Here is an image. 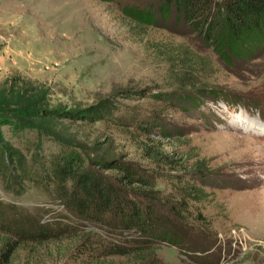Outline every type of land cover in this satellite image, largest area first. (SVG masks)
I'll use <instances>...</instances> for the list:
<instances>
[{"label": "rangeland", "instance_id": "1", "mask_svg": "<svg viewBox=\"0 0 264 264\" xmlns=\"http://www.w3.org/2000/svg\"><path fill=\"white\" fill-rule=\"evenodd\" d=\"M180 55L197 64L200 81L189 90L178 84ZM154 93L185 98L174 111L154 101ZM17 102L38 107V115L26 117ZM0 106V121L13 124H0V141L13 148L25 136L37 137L32 128L44 149L66 144L86 158L152 167L145 157L151 147L206 168V199L190 205L189 240L181 244L160 241L167 228L161 224L151 230L158 241L141 252L86 259L80 244L92 231L62 233L55 241L22 244L0 264H145L149 255L160 264H264V131L252 123L264 125V51L226 63L175 13L147 27L101 0H0ZM91 106L153 127L144 136L112 121L43 113ZM155 186L163 199L178 195L179 184L163 177ZM0 200L79 226L37 190L16 198L0 183ZM4 239L0 234V248Z\"/></svg>", "mask_w": 264, "mask_h": 264}, {"label": "trees", "instance_id": "2", "mask_svg": "<svg viewBox=\"0 0 264 264\" xmlns=\"http://www.w3.org/2000/svg\"><path fill=\"white\" fill-rule=\"evenodd\" d=\"M101 1L115 4L124 15L147 27L155 26L158 21L164 23L175 13L177 20L189 26L226 63L230 58L249 60L264 51V0H133L132 4L124 3L125 0ZM180 57L183 68L178 84L189 90L200 81L194 76L197 64L184 59L186 55ZM21 86L24 88L23 83ZM173 95L154 93L151 98L175 111L185 96L178 93L173 100ZM18 103L26 107V117L38 115V107ZM43 113L65 115L63 117L71 120L91 117L94 122L112 121L132 128L128 130L133 131L131 134L136 131L144 136L153 127L152 123L140 127L137 118L118 117L112 109L103 106L80 110L46 109ZM0 124L13 125L8 118ZM27 130L37 137L25 136L19 148L0 141L3 191L17 198L31 189L37 190L59 208V213H65L79 226L64 225L59 221L62 219H45L44 215L33 216L16 203L0 200V234L5 237L0 248V263L8 262L22 244L55 241L62 233L92 231L82 236L80 244L79 255L86 259L141 252V246L158 241L151 230L161 224L167 228L160 232V241L178 245L180 239L189 240L190 205L206 199L203 189L206 168L202 163L189 164L181 155H166L151 147L145 150V157L151 160L152 167L116 159H91L66 144L55 150L44 149L38 143L42 134L32 128ZM158 177L179 184L178 195L163 199L155 186ZM195 220L201 221V216ZM171 229L176 230V234L172 235ZM143 237L148 239L143 241ZM147 257L145 264H160L153 255Z\"/></svg>", "mask_w": 264, "mask_h": 264}, {"label": "bare ground", "instance_id": "3", "mask_svg": "<svg viewBox=\"0 0 264 264\" xmlns=\"http://www.w3.org/2000/svg\"><path fill=\"white\" fill-rule=\"evenodd\" d=\"M253 123V125L254 126H257V127H259L260 129H262L263 128V131H264V125H260L261 123H256V122H252ZM252 123H250V124H252ZM262 127V128H261Z\"/></svg>", "mask_w": 264, "mask_h": 264}]
</instances>
